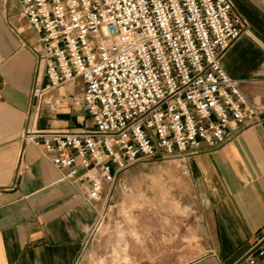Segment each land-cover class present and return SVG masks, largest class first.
Returning <instances> with one entry per match:
<instances>
[{
    "label": "built area",
    "instance_id": "1",
    "mask_svg": "<svg viewBox=\"0 0 264 264\" xmlns=\"http://www.w3.org/2000/svg\"><path fill=\"white\" fill-rule=\"evenodd\" d=\"M34 34L46 84L36 82L22 139L42 149L61 178L95 203L110 198L122 172L143 160H183L218 148L261 124L223 69L221 54L245 31L230 0H17ZM80 78L81 94L49 110L79 105L84 131L36 130L43 96ZM103 215H99L101 221ZM264 261V230L245 253Z\"/></svg>",
    "mask_w": 264,
    "mask_h": 264
},
{
    "label": "crops",
    "instance_id": "2",
    "mask_svg": "<svg viewBox=\"0 0 264 264\" xmlns=\"http://www.w3.org/2000/svg\"><path fill=\"white\" fill-rule=\"evenodd\" d=\"M230 2L245 31L220 62L261 124L242 128L221 147L201 146L177 159L192 183L190 217L153 218L149 209L142 234L108 236L98 231L116 188L110 198L105 187L99 200L87 202L41 148L22 139L35 104L32 89L47 79L17 0H0V264H247L249 243L264 230V0ZM82 90L76 78L47 92L34 129H92L90 114L79 105L49 110L55 98ZM93 230L94 254L87 250Z\"/></svg>",
    "mask_w": 264,
    "mask_h": 264
},
{
    "label": "rangeland",
    "instance_id": "3",
    "mask_svg": "<svg viewBox=\"0 0 264 264\" xmlns=\"http://www.w3.org/2000/svg\"><path fill=\"white\" fill-rule=\"evenodd\" d=\"M176 160L172 157L143 160L122 172L113 187L118 194L112 196L98 235L142 234V219L149 209L155 214L153 218H160V213L168 214L169 218L190 217L192 183L184 164ZM95 235L93 230L88 253L94 254L96 250Z\"/></svg>",
    "mask_w": 264,
    "mask_h": 264
}]
</instances>
